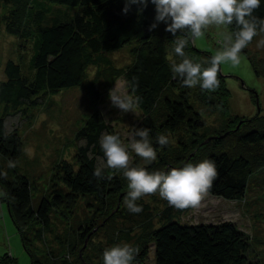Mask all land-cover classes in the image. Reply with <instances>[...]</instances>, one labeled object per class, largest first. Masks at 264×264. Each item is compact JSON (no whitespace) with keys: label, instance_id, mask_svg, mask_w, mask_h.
Returning <instances> with one entry per match:
<instances>
[{"label":"trees","instance_id":"trees-1","mask_svg":"<svg viewBox=\"0 0 264 264\" xmlns=\"http://www.w3.org/2000/svg\"><path fill=\"white\" fill-rule=\"evenodd\" d=\"M12 3L14 9L3 16L5 28L19 40L23 50L28 43L32 44V73L27 76L20 64L9 60L4 71L6 79L0 82V107L4 110L0 117V172L7 174L0 176V204L8 205L31 263L87 264L83 247L99 229L104 232L93 244L98 253L95 258L100 263L106 249L131 243L137 249L132 264L148 261L150 244L154 246V264H260L251 255L252 240L235 223L182 222L180 217L191 208L181 211L165 203V211L157 219V207L140 198L137 204L143 208L141 213L132 214L120 207L117 216H111L109 199L116 196L120 200L123 184L120 176L109 175L105 169H102L103 178L93 176L98 157H104L99 140L111 132L100 111L94 112L77 132V141L85 142L76 151L77 166L67 161L61 163L59 186L50 195L35 200L32 182L18 169L23 139L19 131L8 132L5 116L35 107L43 96L84 85L91 98L99 100L103 91L108 92L123 77L131 95L141 97L137 107L141 119L134 130H151L156 159H160V151H170L171 140L175 139L176 145L185 151L177 159L182 164L180 168L206 159L214 161L218 175L208 194L227 201H246L255 175L264 170V116L259 114L244 121L239 129L229 127L215 132L214 135H225L224 139L203 132L207 126L201 110L212 113L226 108L231 93L227 77L220 68L219 87L211 92L201 90L199 85L183 87L179 77L174 80L171 64L182 61L174 52L176 37L165 31L166 25L159 24L149 31L156 15L151 3L142 15H138L135 5L125 15V0H13ZM54 5L62 7L54 11ZM63 7L81 12L70 15ZM253 15L264 18V0ZM229 26L231 32L236 30L235 24ZM180 35L183 33L178 32L177 36ZM261 35L264 37V33ZM248 47L242 52L249 55ZM126 48L134 59L132 64L125 69L112 66L107 55ZM184 51L194 63L209 66L211 58L191 44V40ZM252 63L256 69L254 59ZM92 67L103 68L89 79ZM133 85H138L134 91ZM182 131L197 136L191 141V145L197 141V148L210 138L202 146L201 155L189 159L190 142H183ZM159 133L169 137L167 146L156 143ZM231 138L236 142V152L225 150ZM9 159L16 161L15 168L7 167ZM154 163L150 170L157 167ZM77 209L82 214L77 215ZM126 220L130 223L128 227ZM63 221L69 223L61 231L59 225ZM137 229L140 232H134ZM54 241L58 244L55 249ZM39 243H45L49 252L38 254ZM62 251L67 252L64 257ZM1 264H15V260L6 254Z\"/></svg>","mask_w":264,"mask_h":264},{"label":"rangeland","instance_id":"rangeland-1","mask_svg":"<svg viewBox=\"0 0 264 264\" xmlns=\"http://www.w3.org/2000/svg\"><path fill=\"white\" fill-rule=\"evenodd\" d=\"M12 2L13 0H0V82L6 79L4 71L9 60L20 64L27 76L32 73L30 66L33 56L32 44L28 43L23 50L19 47V40L10 35L5 28L3 16L14 9ZM57 7L62 6L54 5V11H57ZM63 8L68 9L67 12L70 15L81 12V9L77 8ZM160 25L165 24L160 23ZM226 33H232L230 26L224 29H217L212 26L206 29L204 35L193 45L211 58L221 49L220 41L223 38V34ZM261 39H264L261 34L255 37L247 49L249 55L241 52L238 65L233 66L230 62L221 64V73L227 77V86L231 93L226 102V108H220L212 113L205 109L201 110L207 126L203 132L207 135H214L215 132L225 131L229 127L239 129L244 121H248L259 114L264 116V47H257L258 41ZM107 58L112 66L120 69L129 67L134 60L128 48L112 52L107 55ZM253 59L256 62V69L253 67ZM102 68L92 67L89 69V79H93L97 71ZM256 70L258 71L257 73ZM116 87L119 95H131L123 77L119 78L110 90H115ZM110 90L108 92L103 91L100 99L94 100L89 95L86 87L81 85V87L65 89L56 94L43 96L38 100L35 107H29L18 114L9 112L5 116L8 132L19 131L23 139V155L18 162V169L21 174L27 176L32 182L35 200L44 194L50 195L53 189L59 186L60 176L58 173H61L59 170L61 163L67 161L77 166L76 151L79 146L85 144L84 141H77V132L85 125L94 112H101L110 127L111 132L109 134L119 135L122 143L126 147L129 146L134 127L139 123L141 114L137 107L133 112L128 113H123L120 109L113 107L109 99ZM256 96H259L258 100ZM3 113V107H0V117ZM181 137L183 142H190V146L187 147L191 151L189 159L201 155L204 150L202 146L207 144L209 142L208 139H210H206L197 148V141L191 145V141L197 138L196 135L182 131ZM215 137L224 139L226 136L216 134L214 135ZM171 143L170 151H160L161 157L156 159L154 163V165H157L154 168L155 170L167 172L172 168H180L182 165L177 159L180 154L185 155V151L182 147L176 145L177 140L172 139ZM128 150L131 157L130 167L147 166L149 171L154 170H150L153 163L144 165L141 158L132 152L130 147ZM225 150L226 152H236V142L233 138L227 141ZM97 164L101 169H105L109 175L120 176L119 178L123 184V190L119 196L120 200L117 201L118 197L116 196L109 199V212L113 216L120 207L126 209L123 201L129 191L128 182L124 178L122 170L105 167L106 160L104 157H98ZM142 199L147 203H151L155 208L157 207V219L162 217L161 214L165 211V203L167 202L160 198L158 192L144 196ZM78 212L82 214L77 209L76 214ZM154 212L156 211L154 210ZM260 212H264V170L259 171L255 175L247 193L246 201H227L207 193L199 206L191 208L189 212L184 213L180 220L192 225L217 224L225 221L235 223L252 240L254 252L251 255L255 259H259L260 264H264V214ZM79 218L82 220L83 216L80 215ZM155 221L157 226L158 220ZM68 223L63 221L59 225L61 231L65 229L64 227H68ZM129 224H127L126 220L125 226H130ZM96 230L93 232V236L91 235L92 240L90 242L87 240L83 247L84 250L86 249L85 259L87 264H103V262L100 263L95 258L98 253H95L96 250L93 243L100 240L98 237L101 238L104 230ZM134 232H140V229L134 230ZM127 244L131 245V243ZM52 245L55 249L58 244L54 241ZM149 249L151 255L145 264H154L153 244L149 245ZM36 250L38 254L49 252L45 243L44 245L39 243L36 246ZM66 253L62 251L63 257ZM6 254L12 255L15 264H32L30 254L24 248L22 238L10 215L8 205L2 202L0 204V264ZM65 259L67 258L65 257Z\"/></svg>","mask_w":264,"mask_h":264},{"label":"clouds","instance_id":"clouds-1","mask_svg":"<svg viewBox=\"0 0 264 264\" xmlns=\"http://www.w3.org/2000/svg\"><path fill=\"white\" fill-rule=\"evenodd\" d=\"M149 3L155 6V22L149 31L155 30L160 23L166 25L165 31L175 38L174 52L182 58L180 63L171 64L172 78L179 77L183 87L215 91L219 87L218 72L221 64L230 62L233 66L240 63V54L253 41V38L264 33V18L254 16L261 0H125L123 13L126 15L133 5L138 15H142ZM235 24L236 30L223 34L220 41L222 47L208 61V67L194 63L184 49L191 40L195 43L204 31L212 26L217 29L227 28ZM181 32L183 35L177 36ZM257 47H264V39L258 41ZM138 85H133V91ZM109 99L113 107L123 113L133 112L139 106L141 97L119 95L118 88L109 91ZM151 130L136 128L129 146H125L119 135L103 134L99 140L106 160L105 167L122 170L128 182V193L123 201L124 207L132 214L143 211L137 201L157 192L161 199L176 210L196 208L209 192L218 173L212 160H203L198 164L187 163L182 168H172L167 172L149 171L147 167H130L129 147L144 165H151L157 158L156 150L150 139ZM156 143L161 147L170 143L164 133L156 136ZM8 168H15L16 161L8 160ZM6 172L0 176L6 177ZM93 176L103 178L101 167H97ZM137 249L130 244L116 245L103 252V264H132Z\"/></svg>","mask_w":264,"mask_h":264}]
</instances>
